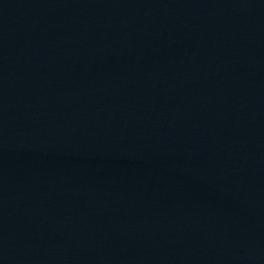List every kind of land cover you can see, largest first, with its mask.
<instances>
[{
    "label": "water",
    "instance_id": "obj_1",
    "mask_svg": "<svg viewBox=\"0 0 264 264\" xmlns=\"http://www.w3.org/2000/svg\"><path fill=\"white\" fill-rule=\"evenodd\" d=\"M0 264H264V0H0Z\"/></svg>",
    "mask_w": 264,
    "mask_h": 264
}]
</instances>
